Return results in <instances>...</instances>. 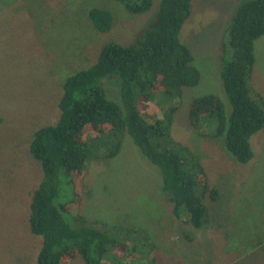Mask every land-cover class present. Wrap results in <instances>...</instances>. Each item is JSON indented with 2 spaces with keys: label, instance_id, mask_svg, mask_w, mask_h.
<instances>
[{
  "label": "trees",
  "instance_id": "trees-1",
  "mask_svg": "<svg viewBox=\"0 0 264 264\" xmlns=\"http://www.w3.org/2000/svg\"><path fill=\"white\" fill-rule=\"evenodd\" d=\"M113 1L123 3L129 15L143 13L153 3V0ZM190 7L191 0H160L155 17L138 32L131 44L106 41L92 64L60 76L58 118L54 123L34 129L28 140V155L40 167L41 178L31 192L26 231L37 236L41 244L30 259L25 256L26 249L19 245L20 237L8 231L7 237L4 232L5 252L15 254L6 264H28L30 260L33 264H70L76 256H80L84 264H103L102 259L108 251L120 253L128 264H158L156 236L153 240L146 234L150 245L136 253L130 250V244L84 221L83 215H78L81 227L71 226L64 218L71 204L81 205L89 162L96 160L104 165L111 162L121 152L125 136L147 162L157 168L159 191L170 205L174 218L195 230L211 223L210 204L220 200L221 190L210 179L204 155L194 139L195 142L198 139L217 140L228 158L240 164L254 157L251 137L260 131L264 133V101L260 95L251 94L248 80L255 65V43L264 35V0H247L234 13L226 29L219 69L223 95H195L189 101L187 118L192 128L191 145L173 137L171 131L183 90L195 88L200 82L193 54L179 39ZM116 15L103 7H90L86 21L91 30L108 33ZM24 17L32 19L34 14L27 10ZM10 40L18 38L13 36L7 40L14 44ZM110 76L120 79V103L108 98L103 87L106 81L103 79ZM155 102L160 107L159 113L148 122L142 113L151 112L148 106ZM1 123L5 122L0 115ZM231 173L226 172L227 175ZM62 179L75 187L71 203L57 200ZM7 193L15 195L10 190ZM243 200L247 204L241 209L253 219L254 227H264V213L253 208L262 200L253 193ZM247 206L251 208L246 209ZM233 222L230 227L233 234H228L226 249L264 248L263 230L257 236H244L241 226ZM137 230H140L137 226L132 227L127 233ZM182 237L187 241L194 239L188 231ZM199 252L197 248L196 253Z\"/></svg>",
  "mask_w": 264,
  "mask_h": 264
},
{
  "label": "rangeland",
  "instance_id": "rangeland-1",
  "mask_svg": "<svg viewBox=\"0 0 264 264\" xmlns=\"http://www.w3.org/2000/svg\"><path fill=\"white\" fill-rule=\"evenodd\" d=\"M246 1L191 0L190 15L181 27L179 39L193 54L200 82L195 88L183 90L171 129L173 137L189 145L192 128L187 118L188 103L195 95H223L219 75L221 46L232 16ZM159 2L153 0L149 10L129 15L123 3L113 0H0L3 6L0 9V112L13 108L7 114H0L5 122L0 124V264L15 256L13 252H5L4 232L20 237L19 245L26 249L25 256L30 259L41 244L37 236L26 231L31 192L41 178L40 167L28 155V140L34 129L58 118L60 76L92 64L106 41L131 44L155 17ZM90 7H103L117 14L110 32L91 30L86 21ZM27 10L34 18L24 17ZM13 36L18 40H10L15 43L9 44L7 40ZM103 81L108 98L120 103V79L110 76ZM248 83L251 94L260 95L264 101V35L255 43V65ZM148 107L151 112L145 110L142 117L151 122L160 107L157 102ZM194 143L204 155L210 179L221 190L220 200L210 204L212 220L207 227L195 230L174 218L159 191L157 168L147 162L127 136L121 152L111 162L106 165L96 160L89 162L81 205L71 204L65 220L71 226L81 227L78 215H83L84 221L130 244V250L136 253L150 245L147 235L153 240L156 236L158 264H264L262 246L250 251L225 248L228 234H233L230 228L233 220L241 226L244 236H257L264 231L262 225L254 227L253 219L241 209L247 204L243 199L253 193L262 200L254 210L264 213V133L260 131L251 137L254 157L246 164L232 160L233 163L217 140L195 142L194 139ZM7 190L15 195H8ZM74 192L75 187L62 179L57 200L71 203ZM136 226L140 230L127 233ZM187 231L194 235L192 241L182 237ZM102 263L128 264L120 253L116 255L112 251H108ZM70 264H84V261L76 256Z\"/></svg>",
  "mask_w": 264,
  "mask_h": 264
}]
</instances>
